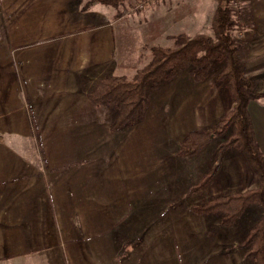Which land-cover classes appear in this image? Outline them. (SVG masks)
I'll list each match as a JSON object with an SVG mask.
<instances>
[{
	"label": "rangeland",
	"instance_id": "obj_1",
	"mask_svg": "<svg viewBox=\"0 0 264 264\" xmlns=\"http://www.w3.org/2000/svg\"><path fill=\"white\" fill-rule=\"evenodd\" d=\"M216 5V0H127L114 8L96 0H0V75L15 76L17 65L30 56L54 61L59 46L97 40L105 47L99 56L88 53L89 64L92 56L100 60L91 87L106 77L131 79L150 64L152 46L175 47L171 36H213ZM237 9L234 34L243 41L245 71L264 92V0H241ZM223 69V63H214L202 83L189 70L162 81L148 93L143 119L117 132L111 131L116 108L98 104L97 117L82 118L83 132L76 134L83 151L90 145L85 162L96 166L99 156L102 172L119 179L116 202L130 198L140 210L131 234L148 226L154 236L176 241L185 264H253L240 244L264 214L252 205L234 226L226 227L218 215L192 212L210 198L260 186L242 152L221 151L229 132L189 159L177 155L190 131L211 130L233 107L225 82L217 79ZM210 173L208 183L198 189Z\"/></svg>",
	"mask_w": 264,
	"mask_h": 264
},
{
	"label": "crops",
	"instance_id": "obj_2",
	"mask_svg": "<svg viewBox=\"0 0 264 264\" xmlns=\"http://www.w3.org/2000/svg\"><path fill=\"white\" fill-rule=\"evenodd\" d=\"M104 47L59 46L57 60L30 56L0 75V264H185L176 241L148 226L131 234L140 210L116 202L119 179L79 146L81 119L100 108L88 94ZM249 112L264 153V99Z\"/></svg>",
	"mask_w": 264,
	"mask_h": 264
},
{
	"label": "trees",
	"instance_id": "obj_3",
	"mask_svg": "<svg viewBox=\"0 0 264 264\" xmlns=\"http://www.w3.org/2000/svg\"><path fill=\"white\" fill-rule=\"evenodd\" d=\"M96 1L118 8L127 0ZM216 1L211 22L213 36L204 33L192 37L186 33L173 35L171 39L175 47L152 46V60L148 66L138 70L131 79L124 76L101 79L88 98L93 103L116 108L117 115L111 124V131L117 132L143 119L149 107L148 93L162 81L189 70L192 78L202 83L210 76L214 63H223L224 69L218 73L217 79L225 82L233 107L211 130L190 131L181 142L177 155L189 159L205 149L216 137L229 132L221 151L233 148L242 152L260 186L255 190L210 198L193 207L192 212L197 216L218 215L220 225L231 227L252 205L260 206L264 211V154L257 142L249 112L250 103L263 99L264 92H260L257 81L247 75L241 56L243 41L234 34L241 0ZM210 178L211 173L201 180L197 188L207 184ZM240 246L246 249L247 260L253 264H264V214L250 227Z\"/></svg>",
	"mask_w": 264,
	"mask_h": 264
}]
</instances>
